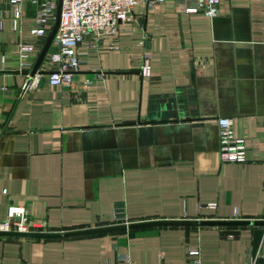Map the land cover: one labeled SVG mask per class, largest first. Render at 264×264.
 <instances>
[{"label":"crops","instance_id":"1","mask_svg":"<svg viewBox=\"0 0 264 264\" xmlns=\"http://www.w3.org/2000/svg\"><path fill=\"white\" fill-rule=\"evenodd\" d=\"M35 8L23 3L15 30L0 0V220L9 205L50 232L114 224L118 206L129 223L264 220V0H221L212 18L179 0L138 4L99 51L79 45L70 85L49 81L52 42L27 87L48 38L31 33ZM21 41L36 44L29 57ZM219 116L234 119L245 162L220 160ZM193 248L203 264H264V225L0 236V264H187Z\"/></svg>","mask_w":264,"mask_h":264},{"label":"built area","instance_id":"2","mask_svg":"<svg viewBox=\"0 0 264 264\" xmlns=\"http://www.w3.org/2000/svg\"><path fill=\"white\" fill-rule=\"evenodd\" d=\"M25 1H30L36 7L32 35L38 40H45L56 23L60 0H9L15 30L20 29ZM163 1L165 0H62L60 25L53 40L54 48L48 55L50 68L47 72L50 83L54 86H65L74 81V74L83 64L78 52L80 44L85 43L90 52L99 51L105 39L110 37L115 39L122 22L136 19L134 10L138 4L154 8ZM220 1L179 0V3L186 12H203L212 18L217 14ZM35 46L33 42L21 41L19 43L21 56L29 57L35 51ZM27 64V62L22 63L23 66ZM151 69V56L145 53L140 66V74L144 80L150 77ZM41 73L38 71L26 86L35 82L36 76ZM86 82L89 83V80ZM2 90L9 92L7 87H2ZM216 121L219 127L220 160L245 162L247 153L245 139L235 136L234 119L229 116H219ZM3 192L6 193V189ZM118 223H129L121 206L116 208L114 215V224ZM0 231L29 233L48 232V229L46 221L31 218L24 205H9L6 218L0 220ZM188 254L190 258L187 264H203L200 249H189ZM124 259L129 261L127 256Z\"/></svg>","mask_w":264,"mask_h":264},{"label":"water","instance_id":"3","mask_svg":"<svg viewBox=\"0 0 264 264\" xmlns=\"http://www.w3.org/2000/svg\"><path fill=\"white\" fill-rule=\"evenodd\" d=\"M61 12H62V0L59 1L58 10H57V20L56 23L50 32L47 41L35 63L33 70H25L26 74L30 75L28 80V84L31 81V78L36 75L38 72L43 60L45 59L49 48L53 42V39L58 31L60 20H61ZM251 224H260L264 225V220L257 221H249V220H218V219H207V220H197V219H181V220H150V221H141V222H130V223H118L111 224L105 226L91 227L86 229H77V230H69V231H55V232H29L22 233L16 231H0V236L6 237H22V238H39V239H54V238H62V237H76V236H85V235H94V234H102L109 232L122 231L126 229H134V228H143V227H154V226H243V225H251Z\"/></svg>","mask_w":264,"mask_h":264}]
</instances>
